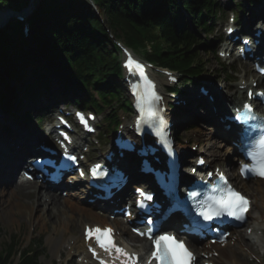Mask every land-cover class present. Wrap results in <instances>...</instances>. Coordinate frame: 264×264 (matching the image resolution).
<instances>
[{"label":"trees","instance_id":"trees-1","mask_svg":"<svg viewBox=\"0 0 264 264\" xmlns=\"http://www.w3.org/2000/svg\"><path fill=\"white\" fill-rule=\"evenodd\" d=\"M95 1L106 15L110 27L121 32L127 43L134 47L152 45L149 52L152 60L185 74H196L201 70L200 65L192 67L195 62L193 47L197 41L195 34L187 28V18L181 5L194 15L198 26L205 27L203 10L216 14L213 0ZM27 2L0 0V4L11 8H19ZM41 3L32 21L31 41L24 37L20 22H11L0 31V69L4 68L3 72L0 70V97L5 108L13 112L17 109L21 111L22 108L15 105V90L22 97L34 95L36 83L42 85L41 78H45L32 63L39 61L38 57L29 64L30 70L28 65L22 68L16 60L15 56L27 48L40 49L52 62L63 63L66 73L72 72L83 85L93 77L100 84L103 95L112 91L121 93L118 84L109 77L119 74L117 56L107 48V32L92 6L85 0H42ZM23 61L30 62L31 58L25 56ZM14 76L26 82L22 81L19 86L11 84ZM5 261L0 255V264ZM21 264L39 263L27 251Z\"/></svg>","mask_w":264,"mask_h":264},{"label":"bare ground","instance_id":"bare-ground-1","mask_svg":"<svg viewBox=\"0 0 264 264\" xmlns=\"http://www.w3.org/2000/svg\"><path fill=\"white\" fill-rule=\"evenodd\" d=\"M35 5V4H34ZM9 10H12L11 7L7 6ZM34 10V8H30ZM9 12L7 10H0V25L1 27L9 19ZM36 13H30L32 17ZM17 17V16H16ZM31 17V16H30ZM259 18L258 22L255 24L256 19ZM251 20V21H249ZM264 20V12L262 8L257 9L256 17L246 19V25L248 27H258V24ZM250 22V23H249ZM263 23V22H262ZM263 36L262 44H264V27H262ZM244 31V29H243ZM261 44V49L264 45ZM161 87H164L163 79L159 81ZM241 81L235 88V91L232 92L231 98L227 99V103L219 104L218 99H215L214 102L207 100V103L212 107V119L213 124L221 134L218 136L222 139H227V132L224 130V123L221 121L225 115V111H232L237 105V102L241 103L245 98L242 97L244 91L240 89ZM159 85V86H160ZM251 86L252 82L247 83ZM160 87V88H161ZM162 89V88H161ZM60 91L62 88H55L54 91L50 93L46 99L49 100V106L51 107L50 111H53L56 103L60 101ZM244 98V99H243ZM246 100V99H245ZM244 100V101H245ZM72 103L75 101L69 100ZM53 116H48L47 119H52ZM7 121L4 114L0 112V213L6 218L7 221L12 223H20L25 219L31 221L35 227L45 232H51L56 237H49L48 243L51 246V250L54 254L61 251L62 244L65 243L66 238L69 235L73 237L69 240V244L72 240V248H75L78 253H80L83 259H89V256L86 252L85 242L83 240V229L87 221H90L92 224L105 226L110 225V221L106 214H102L95 210V207L88 203L87 198L77 197L78 200H69L63 199L62 195L53 193L52 190L48 189L45 185L31 183L27 180H24L23 177L17 172L19 168L23 167V161L26 159L28 153L22 151L26 148L29 143H25V140L29 142L35 141L36 146H40L45 143V135L41 132L35 131L32 126L27 129H22L19 126H10L5 122ZM225 136V137H224ZM44 138V139H43ZM197 141L204 143L201 137L197 138ZM210 153L211 157L214 159H220L221 151H219L214 146H210L206 149ZM28 161V160H26ZM27 164V163H26ZM222 165L232 166L230 161L225 160L221 161ZM129 172L128 169H126ZM232 177L234 178L235 183L246 192V195L252 200V209L248 212L254 211L259 215L261 208L264 206V195L261 193V189L264 186V181H257L252 183H246L245 181H238L235 175L234 170H232ZM66 189V188H65ZM78 190L73 191L74 196H78ZM71 193V192H70ZM111 208L114 205L107 203ZM115 204H120L115 200ZM47 207V210L44 214H40L39 217L32 216L34 212H42L43 207ZM109 209V208H108ZM52 210L50 214L49 211ZM64 215V216H63ZM63 217V220H62ZM72 218L79 220V224H76ZM59 222V223H58ZM117 230L121 231V236L127 234V230L119 221L114 222ZM79 225L82 227V232H79ZM264 230L262 223L258 222L252 226V231L258 232ZM232 236L231 241L227 243L228 247L221 248V245H209L205 247L204 255L213 253V250L218 252V256L211 257V261L215 264H255V257L258 256V253L261 249L264 248L263 238L257 237L252 239L248 235L247 231L239 229ZM138 243L143 241L136 239ZM149 244L145 241L142 244V250H147ZM195 253L199 256L200 252L197 246H193ZM214 248V249H213ZM246 249L244 252L243 249ZM201 249V248H200ZM213 249V250H211ZM247 252V253H246ZM252 255L253 258L248 256ZM89 264H95L92 261H89Z\"/></svg>","mask_w":264,"mask_h":264},{"label":"rangeland","instance_id":"rangeland-1","mask_svg":"<svg viewBox=\"0 0 264 264\" xmlns=\"http://www.w3.org/2000/svg\"><path fill=\"white\" fill-rule=\"evenodd\" d=\"M220 4L227 11H230L234 8L238 9V10H240V8L243 9V13H241V15H243L245 18L252 17V15L256 14L255 9L260 7V6H263L262 4H260V5L255 6V7H251V4L248 3V0H236V1L221 0ZM238 5H240L241 7H239ZM0 10L3 11V10H7V9L0 8ZM195 29H196V31L199 32V34H200V36H202V38H205V34L201 30H199L198 27ZM203 49L204 48L202 46H200L198 48L199 55L201 57L202 62L204 64H206V69L209 68L208 70L212 71V73H213L212 76L215 79H218L220 77L219 78V81H220L223 78L222 71H224L226 69L225 66L221 63H217L214 60L213 56H215V52L213 53V50L209 49V51L204 52ZM222 66H223V68H222ZM216 72H220V76H216L215 75ZM118 81L121 82L120 80H118ZM229 84L235 86L237 84V82L230 81ZM66 91H68V88H66ZM195 94H196L195 88L194 87H188L187 95H186L187 98H192V97H194ZM198 94H197V96H198ZM195 112H197V116H194L193 113L185 114L186 113V111H185L182 115H180L181 117H179V118L175 117L177 120H179V122H181V124L175 128L177 135L179 137H183V136L188 137V135H189L192 138L196 137L197 135H203L205 138L206 145H208L209 147L214 146L219 151H221L222 155L220 156L219 160H216L217 163H218V161L219 162L224 161L226 159V157L228 156L227 154L229 152V150H228L229 147L215 133L213 122L211 121L213 119L208 114V112L206 114V112L200 107H199V112L197 110H195ZM35 115L38 116V114H35ZM103 115H106V114L103 113ZM191 124L194 126V128L190 130L189 129L190 127H189L187 129V127ZM99 125L102 127L104 132H106L107 127H106V125H104L102 123V121L99 122ZM185 142H186V140H185ZM184 146L187 149L191 148L190 145H184ZM197 147H198L197 148L198 151H200L201 145L199 146V144H197ZM226 169H227V171H230L229 168H226ZM67 199L71 200L69 197H67ZM0 210H2L1 207H0ZM46 210H47V207L44 206L42 212L39 211V212L32 213L33 218L39 217V215L41 213L44 214L46 212ZM49 213L51 214L52 210H50ZM255 217H256V213L254 211H252L249 215V219L247 220L245 228L252 224L253 220H255ZM72 219L75 221L76 224H79V220H77L76 218H72ZM62 220H63V217H62ZM32 222H33L32 219H31V221H28V219H25L20 223H15V222L12 223L11 221H7L6 218L3 216V214L0 213V232H1L0 233V253L5 248L8 247V243L12 242V240L18 242L22 246V248H24L25 246H27L30 243L32 238H35V241H39L42 244L39 251L42 253V256L40 259H41V262L43 264H70V260L72 257L68 256L69 250L67 248V245L62 244L61 250L63 252L62 254L64 255V259L62 261H60V257H59L60 254L59 253L54 254L51 250V246L48 243L49 237H56V236L53 235L50 231L45 232L43 230L38 229L37 227L34 226V224H31ZM87 222H90V221H87ZM81 231H82V227L79 225V232L81 233ZM254 236L255 235L252 234V237H254ZM126 242L129 244H133V240L130 238H128L126 240ZM263 245H264V238H263ZM258 258L259 259H258V261H256L255 264H264V248L261 249L260 252L258 253ZM73 264H79V263L77 262L76 259H74Z\"/></svg>","mask_w":264,"mask_h":264},{"label":"snow or ice","instance_id":"snow-or-ice-1","mask_svg":"<svg viewBox=\"0 0 264 264\" xmlns=\"http://www.w3.org/2000/svg\"><path fill=\"white\" fill-rule=\"evenodd\" d=\"M228 31H232V29H228ZM137 67L142 66L137 65ZM249 95L251 96L252 93H249ZM260 95L264 96V93H261ZM154 98L155 100L160 99L159 96H155ZM245 109L246 111L244 116H237L236 119L243 120L244 118H255L249 115L251 113L250 105H245ZM77 115L79 116L81 122L87 126V120L83 114L78 113ZM253 144L259 148V152L257 153L253 149H249L246 154L256 162V174L264 177V125L261 126V130L256 139L253 141ZM71 159H75V157H72ZM244 169H249V165H244ZM93 174H95V170L93 171ZM137 191L141 192L142 195H145L142 190L138 189ZM189 195L191 197H195L198 194L193 192ZM146 198L149 200L152 199L151 196H146ZM139 206L144 207L143 203H140ZM249 206L250 201L246 197L235 190H231L224 197L219 199L212 198L211 202H205V206L200 211V215L203 216L205 220H212L214 217L220 216L227 211L229 215L235 217L236 219L243 220L249 210ZM112 231L113 230L110 228H100L99 226L94 228L89 226L86 229L88 238H95L97 243H99L102 248L108 251L115 249L118 254L127 257L124 264H137V260L139 259L137 256L126 252L123 248L116 245L112 238ZM140 234L148 235L149 238L153 240L154 250L151 255L153 259L158 261V264H190V260L194 258L192 253L184 245V242L177 240L176 237L172 235L164 233L153 237L151 230L148 233ZM92 251L96 254L95 249H92Z\"/></svg>","mask_w":264,"mask_h":264}]
</instances>
